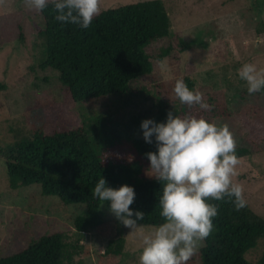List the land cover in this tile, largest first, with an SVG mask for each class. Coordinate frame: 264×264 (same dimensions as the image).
I'll list each match as a JSON object with an SVG mask.
<instances>
[{"label":"rangeland","instance_id":"obj_1","mask_svg":"<svg viewBox=\"0 0 264 264\" xmlns=\"http://www.w3.org/2000/svg\"><path fill=\"white\" fill-rule=\"evenodd\" d=\"M138 1L143 0H100V7L117 8ZM164 2L171 16V33L147 46L153 70L130 81L133 90L146 89L63 103L59 72L38 67L43 49L38 30L45 23L40 11L27 8L23 0H0V147L40 127L44 106L55 127L72 128L79 126L83 118L98 120L112 115V125L120 123L121 127V121L133 115L154 113L160 99L174 102L176 78L191 76L203 99L218 104L228 114L215 115L213 121L227 124L236 146L246 148L239 156L233 182L243 186L249 206L264 217V94L248 93L246 82L238 75L244 63L264 68V0ZM166 48L169 51L165 54ZM82 205H61L56 197L43 196L36 184L12 188L0 155V256L26 246L32 234L62 231L71 242L82 234L76 261L98 264L108 237L97 228L77 231L74 220L84 211L77 207ZM104 213L106 218L118 219L109 207ZM152 228L140 226L136 231ZM136 231L129 229L120 264H139L142 245ZM198 250L187 264H200ZM263 251L264 240L246 257L260 264Z\"/></svg>","mask_w":264,"mask_h":264},{"label":"trees","instance_id":"obj_2","mask_svg":"<svg viewBox=\"0 0 264 264\" xmlns=\"http://www.w3.org/2000/svg\"><path fill=\"white\" fill-rule=\"evenodd\" d=\"M40 13L45 23L38 30L43 48L38 67L59 72L63 103L146 89L133 90L130 81L153 70L147 46L172 30L164 0L103 9L87 29L56 21L51 4ZM20 36L24 41L22 31ZM168 51L163 50L165 54ZM183 78L190 88H196L191 76ZM256 93L263 95L264 90ZM208 104V109H202L195 104H181L178 98L174 102L160 99L154 113L133 115L121 121V127L120 123L112 125V115L98 120L83 118L79 126L72 128L55 127L44 106L42 125L33 127L29 136L0 147V155L12 188L36 184L43 196L56 197L61 205L83 204L77 206L85 208L74 220L77 231L100 230L108 242L98 255V264H120L130 228L116 218L105 217L104 208L109 207V202L93 196L95 183L103 176L112 187L133 185L136 195L130 207L144 212L139 226H157L163 220L159 204L162 182L147 175L150 161L146 153L155 151L156 145L154 140H144L141 121L148 117L163 121L169 110L203 115L212 121L215 115L228 116L218 104ZM261 114L264 118V108ZM236 152L239 157L246 148L236 146ZM212 202L218 205V215L213 218V231L198 250L200 264H254L246 255L264 240V217L247 201L238 210L227 197ZM66 235L62 231L32 234L26 246L1 255L0 264H80L76 256L82 248V234L74 242L68 241ZM260 264H264V251Z\"/></svg>","mask_w":264,"mask_h":264},{"label":"clouds","instance_id":"obj_3","mask_svg":"<svg viewBox=\"0 0 264 264\" xmlns=\"http://www.w3.org/2000/svg\"><path fill=\"white\" fill-rule=\"evenodd\" d=\"M27 8L43 11L49 4L56 21L77 24L87 29L101 11L100 0H23ZM240 79L252 94L264 90V68L244 63L238 69ZM173 91L181 104L210 105L203 94L177 78ZM142 136L155 141L156 150L146 153L151 174L161 184L159 197L162 222L151 230L136 231L144 212L130 207L135 198L133 185L107 184L101 176L92 189L99 201L109 202V211L141 241L139 264H187L214 229L213 218L226 197L238 210L246 205L243 186L233 182L239 157L236 140L227 124H217L207 117L190 113L167 112L163 121L151 117L141 121Z\"/></svg>","mask_w":264,"mask_h":264}]
</instances>
